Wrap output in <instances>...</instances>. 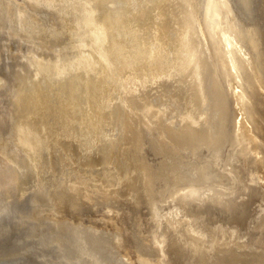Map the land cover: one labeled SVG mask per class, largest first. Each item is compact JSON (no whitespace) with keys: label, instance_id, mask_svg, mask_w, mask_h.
<instances>
[{"label":"bare ground","instance_id":"bare-ground-1","mask_svg":"<svg viewBox=\"0 0 264 264\" xmlns=\"http://www.w3.org/2000/svg\"><path fill=\"white\" fill-rule=\"evenodd\" d=\"M2 240L264 264V0H0Z\"/></svg>","mask_w":264,"mask_h":264},{"label":"rangeland","instance_id":"rangeland-1","mask_svg":"<svg viewBox=\"0 0 264 264\" xmlns=\"http://www.w3.org/2000/svg\"><path fill=\"white\" fill-rule=\"evenodd\" d=\"M4 245V246H3ZM3 245H0V257H1V259H0V261H5V259H8L7 257H9V258H12V255L13 254H16V256L17 255H21V254H23V255H25V254H28V255H25V256H27V258H28V263L27 264H33V263H35L37 260L33 257V256H31V252L29 251L28 252V250H25L24 251V248L25 247H23L21 244H17V243H14V241H12V243L10 242V243H6V244H3ZM7 245V246H6ZM11 245H12V248H11ZM2 247V248H1ZM21 247H22V250H21ZM12 250H11V249ZM8 249V250H7ZM26 249V248H25ZM9 251V252H8ZM10 251H12V252H10ZM19 251H21V253L19 252ZM23 251V252H22ZM2 252V253H1ZM6 252V253H5ZM16 252V253H15ZM27 252V253H26ZM9 254V256H8V254ZM19 253V254H18ZM25 253V254H24ZM7 254V255H6ZM12 254V255H11ZM4 255H5V258H4ZM7 256V257H6ZM15 256V255H14ZM33 257V259H34V262H32L31 263V261H32V258ZM4 258V260H2ZM37 263H38V261H37ZM37 263H35V264H37ZM39 264V263H38Z\"/></svg>","mask_w":264,"mask_h":264},{"label":"water","instance_id":"water-1","mask_svg":"<svg viewBox=\"0 0 264 264\" xmlns=\"http://www.w3.org/2000/svg\"><path fill=\"white\" fill-rule=\"evenodd\" d=\"M12 241L13 240H11V241L2 240V241H0V244L10 243ZM27 263H28V258H27V256H25L23 254L17 255L15 257H12V258L5 260V261H0V264H27Z\"/></svg>","mask_w":264,"mask_h":264}]
</instances>
